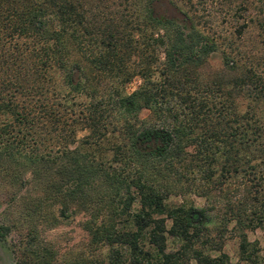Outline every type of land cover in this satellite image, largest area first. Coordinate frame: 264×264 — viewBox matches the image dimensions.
<instances>
[{
	"label": "trees",
	"instance_id": "obj_1",
	"mask_svg": "<svg viewBox=\"0 0 264 264\" xmlns=\"http://www.w3.org/2000/svg\"><path fill=\"white\" fill-rule=\"evenodd\" d=\"M93 3L0 0V174L19 185L29 169L41 185L31 211L50 225L82 212L87 234L58 257L33 228L14 264H263L245 232L264 230V73L150 2L133 17ZM191 195L203 198L198 220ZM9 231L0 221V239Z\"/></svg>",
	"mask_w": 264,
	"mask_h": 264
},
{
	"label": "rangeland",
	"instance_id": "obj_2",
	"mask_svg": "<svg viewBox=\"0 0 264 264\" xmlns=\"http://www.w3.org/2000/svg\"><path fill=\"white\" fill-rule=\"evenodd\" d=\"M100 2L97 7L93 3L94 12L102 11L110 17H116L119 13L133 17L135 10L144 8V4L147 6L150 2L155 13L177 17L182 22L194 24L215 40L219 51L227 52L238 65H251L264 73V0H100ZM243 23L244 27L240 28ZM219 51H216L207 66L203 67V74H210L218 68ZM137 83L138 79L134 77L125 85V92L132 91ZM245 104V100L239 101L241 109ZM147 113L146 109H140L138 116L145 118ZM82 134V131L77 132V138L79 139ZM77 144L78 141L70 146ZM17 171L23 179L22 184L19 185L10 184L7 180L8 176L4 179L0 174V221L10 226L8 235L0 239V264L15 263L17 247L30 238L27 233L33 228V241L54 250L58 257L67 252L72 254L82 251L87 241V234L80 224L85 215L80 212L68 215L66 219L58 217L57 223L50 225V215L43 207L41 213L31 211L32 200L41 194L39 176H32L29 169L20 168ZM187 200L198 213L197 220L200 219L202 215L199 210L203 208V198L199 195H191ZM168 201L177 202L179 198L170 196ZM49 214L57 216L55 206L50 208ZM166 225H169V221H166ZM245 233L247 240L256 244L264 264V230L254 228L246 230ZM211 236L214 241L217 239L214 231ZM237 240L235 232L231 230L224 232L221 239V249L231 263L238 260ZM175 245V240L168 237L167 248L170 249Z\"/></svg>",
	"mask_w": 264,
	"mask_h": 264
},
{
	"label": "water",
	"instance_id": "obj_3",
	"mask_svg": "<svg viewBox=\"0 0 264 264\" xmlns=\"http://www.w3.org/2000/svg\"><path fill=\"white\" fill-rule=\"evenodd\" d=\"M192 214L195 216V218L198 217V213L196 211H193Z\"/></svg>",
	"mask_w": 264,
	"mask_h": 264
}]
</instances>
